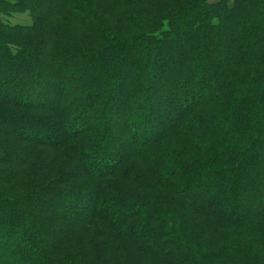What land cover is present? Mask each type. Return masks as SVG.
<instances>
[{
    "label": "trees",
    "instance_id": "1",
    "mask_svg": "<svg viewBox=\"0 0 264 264\" xmlns=\"http://www.w3.org/2000/svg\"><path fill=\"white\" fill-rule=\"evenodd\" d=\"M262 183L264 0H0L10 264H264Z\"/></svg>",
    "mask_w": 264,
    "mask_h": 264
},
{
    "label": "rangeland",
    "instance_id": "2",
    "mask_svg": "<svg viewBox=\"0 0 264 264\" xmlns=\"http://www.w3.org/2000/svg\"><path fill=\"white\" fill-rule=\"evenodd\" d=\"M41 9L43 10V11H48L47 10V8L46 7H41ZM6 20L8 21V22H10L11 24H13V25H16V24H29V23H31V18H30V16L28 15V14H15V15H13V16H11L10 18H6ZM60 77V80L62 81V82H67L68 81V79H67V77H68V75H60L59 76ZM27 79L28 78H26L25 80H23V81H27ZM32 86L36 89V88H39V87H41V84H39V83H33L32 84ZM50 88V87H49ZM50 89H52V88H50ZM66 89H67V87H66ZM64 91H66V90H64ZM53 94V96L51 95V96H49L48 95V98H52V104L54 105L55 103H56V93L54 92V90H53V92H52ZM47 97V96H46ZM132 121H138V117H136V118H130V120H129V122H132ZM116 135V133H115V131H112L111 132V136H115ZM49 136L50 135H47V139H50L49 138ZM142 143H144V141H142L141 139H138V141L136 140V142H135V146H140ZM119 146L118 145H116L115 147H114V149L118 152L119 151ZM258 186H260V187H264V183H262V184H260V185H258ZM84 203H77V204H75V206L74 207H76V209L77 208H79V207H81L82 205H83ZM75 208L74 209H72V211L71 212H73V210H76ZM12 242V244H11V251L12 250H18L19 251V256L21 257V254H22V250H21V246H19V242L18 241H16V236H15V240L14 241H11ZM1 256H3V257H1ZM0 256V264H2L1 262H3V264H10V263H12V262H14L15 263V261H10L11 259H9L8 260V257L6 256V255H1ZM4 259H6L7 261H5ZM12 260H14V259H12ZM16 264H18V263H16Z\"/></svg>",
    "mask_w": 264,
    "mask_h": 264
}]
</instances>
